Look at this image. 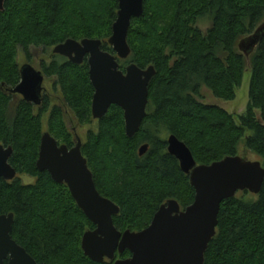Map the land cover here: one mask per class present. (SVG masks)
I'll return each mask as SVG.
<instances>
[{"label": "trees", "instance_id": "trees-1", "mask_svg": "<svg viewBox=\"0 0 264 264\" xmlns=\"http://www.w3.org/2000/svg\"><path fill=\"white\" fill-rule=\"evenodd\" d=\"M117 10V0H5L0 11V143L12 148L9 164L17 174L34 178L33 183L18 176L0 178V215L14 214L11 236L37 264H114L130 257L126 250L98 263L84 255L82 235L95 227L65 184L36 169L40 112L11 93L20 81L19 51L30 59L32 48L90 38L113 53L107 41ZM201 21L209 26L200 28ZM263 21L264 0H143L142 14L128 29L130 55L118 62L121 70L127 62L142 69L154 66L146 116L138 132L127 137L123 111L112 105L81 147L97 190L120 209L113 216L119 231L146 228L169 199L181 209L193 202L188 175L167 151L171 134L185 143L197 164L235 156L242 144L264 167V37L248 60L237 47ZM51 55L55 58L42 73L57 76L74 114L87 121L94 91L86 59L78 65ZM247 66L249 100L238 121L201 101L202 87L216 98L233 100ZM40 106L48 110L47 97ZM48 112L55 125L50 134L73 147L63 110L54 106ZM143 144L148 149L140 156ZM204 264H264V183L258 194L241 191L221 202Z\"/></svg>", "mask_w": 264, "mask_h": 264}, {"label": "water", "instance_id": "water-1", "mask_svg": "<svg viewBox=\"0 0 264 264\" xmlns=\"http://www.w3.org/2000/svg\"><path fill=\"white\" fill-rule=\"evenodd\" d=\"M118 10L107 43L113 53L101 49L100 39H67L55 45L54 55L67 58L74 64L86 59L88 76L93 87L91 115L94 120L103 118L110 106L123 111L124 131L133 137L146 116L149 84L155 76L153 65L140 68L130 62L124 70L118 60L130 55L127 43L128 29L133 18L143 12V0H117ZM5 0H0V11ZM264 37V21L248 36L239 40L238 50L248 58ZM20 81L11 89L24 101L40 105L43 99L42 71L24 63ZM167 151L174 156L183 173L188 175L194 189L193 202L181 209L176 200L163 203L152 217L150 224L140 230L119 231L113 216L119 207L97 190L92 172L83 156L82 140L75 134L73 147L59 144L48 132L41 135L36 169L46 171L58 184H65L78 208L94 225L81 238V249L94 262L113 260L115 253L129 251L130 257L117 259L114 264H204V254L215 236L217 216L221 202L248 191L258 194L264 183V167L258 160L244 156H226L209 165L197 164L190 149L175 135L167 137ZM148 144L139 148V155L146 153ZM12 148L0 143V178L11 181L17 176L9 164ZM14 214L0 215V264H37L12 238Z\"/></svg>", "mask_w": 264, "mask_h": 264}, {"label": "rangeland", "instance_id": "rangeland-1", "mask_svg": "<svg viewBox=\"0 0 264 264\" xmlns=\"http://www.w3.org/2000/svg\"><path fill=\"white\" fill-rule=\"evenodd\" d=\"M200 28L205 29L209 26L207 21H201L199 23ZM53 46L51 47H39L32 48L31 50V58L27 59L21 51H19V55L16 60L19 66L24 63L31 64L35 69L43 71L42 66H49V64L54 60V56L51 55ZM53 54V53H52ZM54 55V54H53ZM248 60V58H247ZM129 61V60H128ZM128 64V62H127ZM126 67V66H125ZM147 68V67H146ZM250 67L247 66L242 82L240 86L235 88V98L233 100H223L216 98L212 95V93L205 87L201 88V101L207 105L217 106L227 113H229L234 121H238V118L243 115L246 111V107L248 104V89H249V81H250ZM43 87L45 91H43V96L47 97V102L49 104L48 110H40L41 106L33 105L34 113L38 114L40 112V123L42 127V131H48L51 133L52 126L50 125L49 120V110L54 106L60 107L65 113L64 116V126L66 130L69 131L71 135V140L75 141L74 134H77L82 142H87L89 136L95 135L98 131L97 129V120H94L91 115V105H90V117L87 121L80 120L79 116L74 114V110L70 106V104L65 100V91L62 88L57 76L45 75L44 74V82ZM81 95V93H78ZM81 97V96H80ZM22 98V97H21ZM92 101V100H91ZM42 103V102H41ZM61 125V123H59ZM55 126V125H54ZM237 155L244 156L250 161L258 160V157L252 152L246 151L242 144L238 146ZM17 176L21 179L23 183H33L34 178L31 176H27L25 174H17Z\"/></svg>", "mask_w": 264, "mask_h": 264}, {"label": "flooded vegetation", "instance_id": "flooded-vegetation-1", "mask_svg": "<svg viewBox=\"0 0 264 264\" xmlns=\"http://www.w3.org/2000/svg\"><path fill=\"white\" fill-rule=\"evenodd\" d=\"M21 66H22V65H21ZM21 66H20V67H21ZM43 75H44V74H43ZM43 82H44V81H43ZM43 91H45L44 87H43ZM20 97H21V96H20ZM74 136H75V134H74Z\"/></svg>", "mask_w": 264, "mask_h": 264}]
</instances>
